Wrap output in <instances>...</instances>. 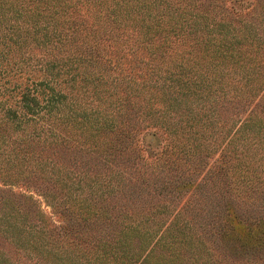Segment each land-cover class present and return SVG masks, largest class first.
Wrapping results in <instances>:
<instances>
[{
    "label": "trees",
    "instance_id": "1",
    "mask_svg": "<svg viewBox=\"0 0 264 264\" xmlns=\"http://www.w3.org/2000/svg\"><path fill=\"white\" fill-rule=\"evenodd\" d=\"M263 26L264 0H0V264H264V90L213 135Z\"/></svg>",
    "mask_w": 264,
    "mask_h": 264
},
{
    "label": "rangeland",
    "instance_id": "2",
    "mask_svg": "<svg viewBox=\"0 0 264 264\" xmlns=\"http://www.w3.org/2000/svg\"><path fill=\"white\" fill-rule=\"evenodd\" d=\"M256 30H258L256 34L260 36L259 39L261 41L259 43L260 50L256 53V56L257 58L260 57V59H262L261 54L264 52V33L259 29ZM258 53L260 54V56ZM225 68L226 69H224V71L228 72L225 73V75L228 74V81L225 85H222V87L228 89L227 97L230 98V101L224 100L223 105L220 103L217 106V109H219L218 112L220 114L219 118L223 119V122L215 123L216 129L213 135L215 136L216 140H220L221 138L224 137L225 134L227 136L229 132L233 131V129L238 126L240 119L243 116H245L248 111L253 110L254 109L253 107H256V105H258L257 104L258 95L260 91L264 90V68H260L257 66L253 67L254 69L242 67L241 70L240 67L237 68L236 66L231 67V65L229 64L225 66ZM226 79L227 78H225V80ZM143 142L149 143L151 147L155 148L159 144V139L155 135L145 133L143 136ZM208 144L209 142L205 144V148L206 145ZM217 153H218V149L215 150V153L213 155H216ZM200 156H203V161H201V159L196 161V164H199L198 165L199 168H196L198 174L195 173L193 175V177L196 176L195 179H193L192 181L194 183L201 176V173L204 172L209 167V149L206 152L202 151L200 153ZM180 178L183 179L184 181L183 177ZM188 188L190 190L191 186L189 185ZM188 192L189 191H187L186 194H188ZM183 199L184 197L179 199V201ZM37 204L39 206V209H41L45 214L50 215L49 216L50 219H52L53 221L55 220V216L51 213V209L53 211L54 209L51 206H45L41 200H39ZM143 213L147 216L145 212ZM161 216L163 218V221L158 216H156L155 219L153 218L151 219L149 216L146 223L139 224L138 226L139 233L142 234V236H144L143 234H145V232L153 231L154 237L160 232L163 233L164 226L166 223H168V219L170 218L171 215L161 214ZM160 219L161 222H159ZM134 221L136 222V220ZM204 226L208 228L209 221H204ZM142 236H140V238H130L126 242V247L124 248V250L127 251V254H132V258L140 254L143 246L147 248L149 245H151L150 241L149 242L147 241L148 242L147 244L145 242L144 245H141L140 240L142 239Z\"/></svg>",
    "mask_w": 264,
    "mask_h": 264
}]
</instances>
